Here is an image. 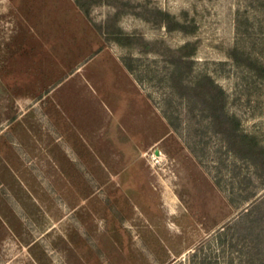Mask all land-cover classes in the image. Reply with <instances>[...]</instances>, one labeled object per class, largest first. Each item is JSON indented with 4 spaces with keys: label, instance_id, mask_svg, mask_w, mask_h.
<instances>
[{
    "label": "rangeland",
    "instance_id": "rangeland-1",
    "mask_svg": "<svg viewBox=\"0 0 264 264\" xmlns=\"http://www.w3.org/2000/svg\"><path fill=\"white\" fill-rule=\"evenodd\" d=\"M110 3L94 22L173 49L197 41L195 74L212 75L264 143V78L231 55L264 64V0ZM146 6L188 12L196 33L146 22ZM131 54L140 81L124 66ZM165 66L106 43L75 0H0V264H193L202 243L213 262L243 263L218 230L242 210L229 202L240 183L264 190L175 98L182 127H170Z\"/></svg>",
    "mask_w": 264,
    "mask_h": 264
},
{
    "label": "trees",
    "instance_id": "trees-1",
    "mask_svg": "<svg viewBox=\"0 0 264 264\" xmlns=\"http://www.w3.org/2000/svg\"><path fill=\"white\" fill-rule=\"evenodd\" d=\"M75 4L101 32L106 43L116 42L124 47H136L139 53H154L163 57L166 63L163 81L169 90L163 115L170 127L176 132L182 127L172 105L175 98L179 100L180 105L186 107L192 119L204 123L198 130L202 137L218 138L222 143L221 147L225 146V154H231L248 167L254 168V174L260 180L259 186L264 190V143L258 136L247 132L240 117L230 112L228 93L217 80L208 73L195 74V58L199 50L197 41L189 40L179 48L173 49L165 45L164 41L152 42L143 35L117 31L115 20H109L107 25L94 22L93 10L104 4L111 5L110 0H75ZM119 14L120 12H117L116 17ZM136 15L159 29L164 28L170 34L181 33L189 37L194 36L197 31L196 22L190 19L188 12L179 17L160 7L146 6ZM231 52L238 63L245 61L250 69L264 78V64L237 48H233ZM123 63L126 69L135 75L137 65L133 54L123 58ZM135 77L140 81L138 76ZM148 98L151 99V95H148ZM238 174H242L241 170ZM216 185L223 189L221 181H217ZM238 189V196H242V199L230 196L229 202L242 210L236 220L218 230L219 241L222 245L230 243L233 248L241 245L240 253L245 255L242 264H264V196L259 198L257 193L245 195L247 189L242 183ZM246 204L249 206L246 207ZM199 252L202 253L196 252L193 256V264H220L218 261L213 262L205 253L204 243L199 245Z\"/></svg>",
    "mask_w": 264,
    "mask_h": 264
},
{
    "label": "built area",
    "instance_id": "built-area-1",
    "mask_svg": "<svg viewBox=\"0 0 264 264\" xmlns=\"http://www.w3.org/2000/svg\"><path fill=\"white\" fill-rule=\"evenodd\" d=\"M157 157L159 156V152H156ZM159 162V161H158Z\"/></svg>",
    "mask_w": 264,
    "mask_h": 264
},
{
    "label": "crops",
    "instance_id": "crops-1",
    "mask_svg": "<svg viewBox=\"0 0 264 264\" xmlns=\"http://www.w3.org/2000/svg\"><path fill=\"white\" fill-rule=\"evenodd\" d=\"M107 168V167H106Z\"/></svg>",
    "mask_w": 264,
    "mask_h": 264
}]
</instances>
